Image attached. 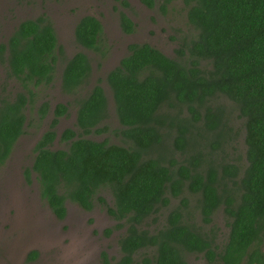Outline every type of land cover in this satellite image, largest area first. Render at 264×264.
Wrapping results in <instances>:
<instances>
[{"label": "trees", "instance_id": "trees-1", "mask_svg": "<svg viewBox=\"0 0 264 264\" xmlns=\"http://www.w3.org/2000/svg\"><path fill=\"white\" fill-rule=\"evenodd\" d=\"M143 1L153 6L154 0ZM182 2L194 32L182 38L175 57L132 43L106 75L123 144L81 136L107 112L105 91L95 84L78 99L79 130L65 128L60 140L66 147L51 149L56 133L47 129L31 170L57 217L65 216L67 201L85 210L98 202L125 224L120 257L104 255L102 264H188L190 253L205 264H264V0ZM121 25L133 30L125 14ZM75 37L86 48L103 49L102 25L92 16L77 23ZM8 44V68L24 91L0 100V163L23 132L31 85L52 80L57 51L53 27L43 17L23 21ZM90 73L89 58L76 52L61 71L62 89L75 92ZM66 113V104L57 103L51 126ZM235 117L239 126H233ZM164 134L165 160L152 153ZM238 136L237 152L231 144ZM102 188L110 190L111 204L97 195ZM185 189L197 196L200 224L186 216L192 212ZM173 198L179 202L166 209L164 224L147 229L146 220ZM219 208L230 217L221 249L212 228Z\"/></svg>", "mask_w": 264, "mask_h": 264}, {"label": "rangeland", "instance_id": "rangeland-1", "mask_svg": "<svg viewBox=\"0 0 264 264\" xmlns=\"http://www.w3.org/2000/svg\"><path fill=\"white\" fill-rule=\"evenodd\" d=\"M185 12L182 0H170L167 3H165V0H154L153 6L151 7L143 0H127L124 5H120L117 0H0V41L6 38V35L10 31L9 27H12L20 19L35 17L45 13L46 18L54 26L58 36L60 50L56 53L55 70L52 80L48 83H40L35 86L31 85L36 93V102H40L43 99L44 102H48L49 108L55 102L68 103L69 111L56 125V131L59 132L67 127L79 130L76 127L75 117L78 99L85 96L95 84H100L108 99L106 115L99 122L98 127L93 128L90 132L81 136L97 141L123 144L124 138L119 133L122 126L116 116L111 89L106 81V75L112 65L115 66L120 58L124 56V47L129 42H146L158 48L163 53L175 57V49L182 42V38L185 36L189 37L194 32L193 28L187 23ZM84 13H97L102 18L104 27L102 48L104 50H85L75 41L72 27L76 23L77 17ZM121 13H126L135 21L136 29L133 35H124L120 32L119 15ZM78 51H84L88 55L91 62V73L78 86L75 92L67 93L61 86V71L67 59ZM11 81H13V84H11ZM16 82V79L11 78L9 75L6 54H0V100L7 97H14V93H16L14 91V84ZM163 111H165V107ZM29 113V118H32L34 116L33 109ZM237 121L238 119L235 117L233 126H239ZM48 122V119L28 121L23 135L17 140L12 152L13 163H15L17 170L20 167L27 166V163L30 162L32 158V153L30 152V149L33 148L32 143L36 140L39 131L46 128ZM241 143V137L238 136L231 145L236 146L235 150L237 149L238 152V149L242 148ZM65 146L66 144L64 145V143L57 140L52 147ZM152 153L153 155H161L165 160V134L163 142ZM178 155L179 153L176 152V157ZM178 158H181V156H178ZM4 164L0 165V175L7 168ZM13 172L17 175V172ZM15 186L9 189L11 196L10 203L7 205L1 204L0 209L1 260H4L6 257L4 253L5 244L20 238L17 234L25 233L27 229L33 231L35 229L40 231L44 230V232L47 230L48 232L46 233L55 235L54 238L59 244L58 247L52 244L47 246L45 244L40 245L46 264L51 262L55 264H99L101 262L100 253L102 251H105L104 253L111 260L119 258V240L125 232V224L118 222L119 220L116 221L107 212L104 204L95 202L94 207L86 211L76 203L67 201V217L65 220L59 221L56 224L52 220L54 215L46 201L40 198V205H38L37 201L32 198L33 206L29 208L30 204L28 203L29 200L27 197L26 201L29 206L23 200L18 199L19 192L16 191L19 190L22 194H25V189L21 186H17L18 188ZM36 189H39L38 184ZM97 195L102 196L106 203H112V196L108 188L99 189ZM184 195L187 199L188 210L192 212V215L186 212L187 218L189 221L195 219L200 224L201 220L195 209L197 196L191 194L186 189ZM178 199H171L170 205L161 207L155 217H150L146 220L144 226L150 230L161 227L165 222L166 209L175 206L179 202ZM10 204H13V206ZM8 206L9 212L7 211ZM21 206L24 207V210L21 209ZM18 211L23 212L26 218L24 222H27V224L19 228L14 227V229H11V223L19 217ZM229 219L230 217L221 208L214 215L215 229L216 226L218 228V233L215 230L217 233L216 239L220 246H222V242L227 236V222ZM92 244H96L97 248L93 249ZM88 245H91L89 252L91 255L81 259ZM98 251L100 256H97ZM142 252L139 251L135 256L137 260L141 257ZM17 259L20 258L17 257ZM186 259L188 264H205L202 257L196 253L188 254ZM44 262L40 260L37 264H44ZM9 264L15 263L9 260ZM25 264H27V260H25Z\"/></svg>", "mask_w": 264, "mask_h": 264}, {"label": "flooded vegetation", "instance_id": "flooded-vegetation-1", "mask_svg": "<svg viewBox=\"0 0 264 264\" xmlns=\"http://www.w3.org/2000/svg\"><path fill=\"white\" fill-rule=\"evenodd\" d=\"M120 5H124L125 2H127V0H117ZM122 14H125L126 16H128L126 13H121L119 15V27H120V32H122V34L124 35H133L134 32H135V29H136V24H135V21L129 17L131 19V21L133 22V30L131 32H126L123 28V26L121 25V15ZM99 15V14H98ZM97 13H84L82 15H79L77 17V20H76V23L73 25L72 29H73V36H74V39L76 41V37H75V27L77 25V23L83 18V17H86V16H92L94 18H96L97 20L100 21L101 25H102V31L104 30V27H103V21H102V18L100 17V15L98 16ZM40 17H43L45 18L47 21L50 22L51 26L53 27V30L55 32V36H56V47L55 49L57 50L56 53L59 51V46H58V36L56 34V31L54 29V26L53 24L51 23L50 20H48L45 15V13H42L38 16H35V17H27V18H23V19H20L16 24H14L12 27L10 26L9 27V32L8 34L6 35V38L3 40V41H0V47L3 46L2 50H0V54H6V59H7V65H8V58H9V52H8V47H9V40L10 38L14 35L15 31L18 29L19 25L25 21V20H37L38 18ZM3 32V31H2ZM0 40H1V37H0ZM77 42V41H76ZM78 43V42H77ZM132 43H146V42H129L125 45L124 47V56L127 55L129 53V46L130 44ZM79 44V43H78ZM149 44V43H148ZM83 49L85 50H90V51H97L95 49H89V48H86L84 47L83 45L79 44ZM158 49V48H157ZM83 53H85L84 51H82ZM76 53V52H75ZM74 53V54H75ZM73 54V55H74ZM86 54V53H85ZM72 55V56H73ZM70 56V57H72ZM86 56L88 57V55L86 54ZM123 56V57H124ZM69 57V58H70ZM68 58V59H69ZM89 58V57H88ZM121 59V58H120ZM90 61V59H89ZM120 61V60H119ZM119 61L118 63L115 65L117 66L119 64ZM91 64V62H90ZM115 66L112 65V67L110 68L113 69ZM109 70V71H110ZM108 71V72H109ZM8 72H9V75L11 78L13 79H16V83L14 84L15 86V90L16 93L17 91H24V88L22 87L21 83L17 80V78L14 77V75H12L10 73V68H8ZM7 74V73H6ZM54 74V72H53ZM13 81H11V84ZM14 93V94H16ZM33 95L31 98H29V94L26 93L27 97H28V102L26 104V109H25V114H26V119H25V123H24V128H23V132L25 130V128L27 127L28 125V121H34L35 119H44V120H49L48 122V125L46 126V128H44L42 131H39L38 133V136L36 138V140L34 141L33 144V148L30 149V152L32 153L31 155V160L29 163H27L25 167L20 168L17 170L16 167H15V163H13V159H12V152L14 150V147H15V144L17 142V140L19 139V137L21 135H23V132L16 138V140L13 142V145H12V148H11V151L10 153L7 155V157L4 159V162L3 163H0V165H6L7 168L4 169L5 171L1 172V179H0V209H1V204H9L10 201H11V196L9 194V189L12 187V186H21L23 189H25V194H22L19 190H16L19 192L18 194V199H21L23 200L26 204H28L29 208H31L33 206V201H32V198L35 199L37 201V204L40 205V198L43 199L44 201H46L42 196H41V193H40V189H36V186L38 184V181L36 179V176H35V173L31 170V166L33 164V160H34V156L36 154V147L39 143V141L42 139V135L45 133V131L47 129H53L56 133V136L55 138L53 139L52 143L51 144H48V146H50L51 149H53L54 147L53 144L56 143V141H60L62 143H64V145L66 144V142H63L60 140V135H61V132L64 130H61V131H56V125L58 124V122L61 120V118H63L69 111V105L68 103H64L66 104V107H67V113L62 115V116H57V119L58 121L55 123V125L52 127L51 126V123L53 121V118L55 117L54 115V109H55V105L57 104V102L53 103L51 105V108H49L47 106L48 109H46V112L45 113H39V111H41L40 109L43 107V105L46 103L48 105V102H44L43 99L40 100V102H36V93L35 91L33 90ZM7 99V98H5ZM35 99V100H34ZM31 108V109H30ZM33 109V114L34 116L32 118H29V111ZM75 111H77V106H76V109ZM36 115V116H35ZM76 116V115H75ZM51 126V127H50ZM66 147V146H65ZM65 147H55V148H65ZM9 161V163H8ZM19 165V164H18ZM17 172V175L14 174V172ZM29 175H27V174ZM29 177V178H28ZM15 178V180H13ZM28 186H30L28 188ZM39 186V184H38ZM18 188V187H17ZM26 195V196H25ZM26 197L27 199L29 200L28 203L26 201ZM10 199V200H9ZM47 203V202H46ZM13 206V204H10ZM48 205V203H47ZM65 206H66V214L64 217L62 218H59L57 217L54 213V217H52V220L54 222H56V224L59 223V221H63L66 219L67 217V214H68V206H67V202H65ZM48 207L50 208V206L48 205ZM21 209L24 210V207L21 206ZM51 209V208H50ZM83 209V208H82ZM85 210V209H84ZM91 210V209H90ZM7 211L9 212V206L7 208ZM52 211V209H51ZM88 211V210H86ZM53 212V211H52ZM18 218H16V220H14V222L11 223V229H14V227L16 228H19V227H22V225H26L27 222H24V220L26 219L23 212L22 211H18ZM116 220V219H115ZM117 221V220H116ZM213 229L214 230H217V233H218V228L216 226V229H215V223H213ZM229 229V227H228ZM46 232H48L47 230H45ZM44 232V230H30V229H27L25 233H18L17 235L20 236V238H17L16 240H12L11 242H8L7 244H5V259L4 260H1L0 259V264H9V260L12 261L13 263L17 264V263H22V264H25V260H27V264H37L40 260H43L46 261L42 255V247L40 246L41 244H45L46 246L49 245V244H52L56 247L59 246V244L56 242L57 240L54 238V234H50V233H46ZM217 233H216V236H215V240H216V244L217 243ZM227 236H228V233H227ZM227 236L225 238V240L222 242V246H219V249H221L223 247V245L225 244L226 240H227ZM22 238V239H21ZM21 239V240H19ZM262 244H264V242H262ZM93 245V249H96L97 248V245L96 244H92ZM254 245V244H253ZM89 249V250H88ZM92 249V250H93ZM91 250V245H88L87 249L84 251V254L81 256V259L82 258H86L88 256L91 255V253H89ZM56 252V250H55ZM105 251H102L100 254H101V262H99V264H102L103 262V259H104V255L108 258L109 261H115V260H111L107 254L104 253ZM98 255L97 256H100L99 255V251L97 252ZM191 254V253H190ZM120 255H121V251H120ZM17 257H19L20 259H17ZM21 257H22V260H21ZM120 257V256H119ZM12 258V259H11ZM8 261H7V260ZM80 260V259H79ZM117 260V259H116ZM187 261V259H186ZM44 264H46L44 262ZM49 264H55L53 262L49 263Z\"/></svg>", "mask_w": 264, "mask_h": 264}]
</instances>
